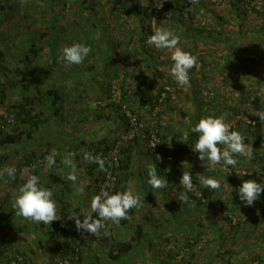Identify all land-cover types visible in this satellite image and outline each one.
I'll use <instances>...</instances> for the list:
<instances>
[{"label":"rangeland","instance_id":"obj_1","mask_svg":"<svg viewBox=\"0 0 264 264\" xmlns=\"http://www.w3.org/2000/svg\"><path fill=\"white\" fill-rule=\"evenodd\" d=\"M157 27L179 36L178 46L196 55L189 85L170 75L169 50L145 44ZM77 42L91 48L85 60L60 62L59 50ZM0 48V168L18 169L15 183L0 177V264L18 253L24 264H264V192L247 206L236 191L243 180L264 182V119L257 116L264 114V0H0ZM44 90L51 91L48 99L25 103L24 97L37 101ZM18 102L39 114L38 128L31 130L21 117L6 124L2 115L16 117ZM209 115L223 116L253 152L250 160L237 156L226 176L219 165L205 173L190 147L196 139L191 125ZM122 148L130 149L133 163L123 191L145 193L144 202L126 223L107 221L95 234L77 231L73 216L123 176ZM53 149L56 164L47 167L44 157ZM85 152L108 161L105 180L95 162L83 160ZM151 162L166 188L147 184ZM25 169L53 190L60 218L48 226L13 213ZM69 170L77 182L62 178ZM186 170L195 191L181 203L175 197ZM200 175L214 176L221 188H205ZM80 183L86 192L77 197ZM58 220L66 224L64 235ZM119 242L132 247L121 251ZM65 244L82 250V262L74 250L60 253Z\"/></svg>","mask_w":264,"mask_h":264},{"label":"clouds","instance_id":"obj_2","mask_svg":"<svg viewBox=\"0 0 264 264\" xmlns=\"http://www.w3.org/2000/svg\"><path fill=\"white\" fill-rule=\"evenodd\" d=\"M145 44L156 49L170 51L172 66L170 75L178 85L190 84V70L196 65V55L189 53L179 47V36L174 35L170 30L157 27L147 39ZM91 48L84 43H73L64 46L59 50L57 59L67 65H79L90 53ZM260 119L264 114L257 113ZM190 131L196 134L194 143L190 146L193 152L198 153V160L202 163L205 173L217 171L223 172L225 176L230 173L238 163L237 156L252 159L251 147L244 142L245 137L239 131L231 130V126L225 123L223 116H206L198 119L191 125ZM185 139L188 133H184ZM57 152L53 149L44 157L45 165L53 167L56 164ZM74 154L69 153V156ZM83 160L95 162L103 169L104 161L90 152L83 153ZM68 169H72V160H65ZM26 179L20 184L15 199L12 203V210L16 217L23 218L32 224L50 225L60 217L57 214V205L53 198V190L42 186L39 177L33 172L25 169ZM18 169L15 166L0 168V177H7L10 182L15 183ZM248 172H244L243 176ZM147 184L151 189H164L168 181L161 178L157 172L155 163L146 164ZM237 174V173H236ZM68 182H77L78 176L74 170H69L62 177ZM199 183L205 188L219 190L220 182L211 175H200ZM183 191L175 197L181 203L189 200V192L195 191L193 176L189 171H184L179 179ZM237 196L245 205L251 206L255 200L264 192V182H257L254 179L243 180L238 187ZM86 186L80 183L76 189V196L85 195ZM144 194L140 191L126 190L117 191L110 184H105L98 194L92 195L85 208L79 215L73 216L77 231L90 234L97 233L106 227L105 222L111 221L119 224L126 219L129 210L139 208L144 202Z\"/></svg>","mask_w":264,"mask_h":264},{"label":"trees","instance_id":"obj_3","mask_svg":"<svg viewBox=\"0 0 264 264\" xmlns=\"http://www.w3.org/2000/svg\"><path fill=\"white\" fill-rule=\"evenodd\" d=\"M147 7L143 8L140 12L141 14H147ZM5 59V52L2 50V48H0V62L3 61ZM16 72L17 73H22L20 68H17L16 69ZM50 93L51 91L49 90H44L43 92H39V96L37 101H35L32 97L30 96H26L24 97V101L26 104L28 105H31V107H33L34 105L36 104H40V102H42L41 100H45V99H48L49 96H50ZM262 101L258 98V97H255L254 99V105L256 108H259V104L261 103ZM25 103H22V102H18L16 104L13 105L14 108H16V120L17 118L21 117L22 121L25 122L26 124L30 125L31 126V130L34 128H38L39 125H40V122H41V119L39 118V114H37L36 112H33L32 110H27L26 106H25ZM30 130V131H31ZM9 137V136H8ZM10 139V138H9ZM12 140V139H10ZM102 141H99V142H96L95 145V150L97 151L99 149V147L102 146ZM129 147V146H128ZM91 148V147H90ZM108 146H105L104 147V152H106L108 149ZM130 148V147H129ZM127 148H122L121 149V154H122V167H123V176L115 179V185H114V189L117 190V191H123V189H125L124 187L126 186V182L128 181L127 178H128V175L132 174V169H133V163H132V159H131V155H130V149ZM92 149V148H91ZM89 149V150H91ZM149 151V150H148ZM33 154V153H32ZM46 155V154H44ZM155 159V158H154ZM2 159L0 158V161ZM28 161V159L26 160ZM28 162H25V164H27ZM94 167H98L99 168V172L101 173L102 175V179L105 180V176L107 175L108 173V170H109V163L108 161H104V166H103V169H101L97 163H94ZM162 172H158V174H161ZM108 184V183H106ZM180 189V188H179ZM202 195L204 197H207L209 195V192L206 190V189H202ZM131 210H129V213L128 214H131ZM127 222V218L126 219H122L120 221V223H126ZM55 224L57 225V227L59 228V230L61 231V235H64V232H65V228L64 226H66L65 222H60L59 220L55 222ZM111 229H109V232H110ZM134 234H135V238L136 239H140L143 235V232H142V227H141V224H136L135 226V229H134ZM118 249H120L121 251H128L130 250V248L132 247V245L129 243V242H119L118 243ZM74 250V252L76 253V255H78V262H82V256H81V252L82 250L80 248H78L76 245L74 247H71L70 245H67L65 244L64 248L60 251L61 254L65 253H69V251H72ZM94 261L97 262L99 260L98 258V255L95 254L94 256ZM116 257V256H115ZM209 259V258H208ZM99 264V263H98Z\"/></svg>","mask_w":264,"mask_h":264},{"label":"built area","instance_id":"obj_4","mask_svg":"<svg viewBox=\"0 0 264 264\" xmlns=\"http://www.w3.org/2000/svg\"><path fill=\"white\" fill-rule=\"evenodd\" d=\"M2 117H3V120L6 122V124L8 125H13L16 121L15 119L16 117L13 114L4 113ZM168 159L171 160L170 157H168ZM24 262H25L24 256L18 253L10 257L9 260H5L1 264H24ZM53 264H63V262H61L60 260H57L53 262Z\"/></svg>","mask_w":264,"mask_h":264}]
</instances>
